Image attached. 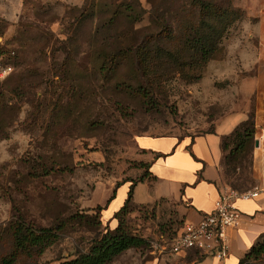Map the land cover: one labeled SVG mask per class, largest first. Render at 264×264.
Returning <instances> with one entry per match:
<instances>
[{
    "label": "rangeland",
    "instance_id": "obj_1",
    "mask_svg": "<svg viewBox=\"0 0 264 264\" xmlns=\"http://www.w3.org/2000/svg\"><path fill=\"white\" fill-rule=\"evenodd\" d=\"M153 1L85 0L75 8L0 0V264H62L89 253L96 234L111 230L98 194L150 176L137 148L143 135L194 138L235 119L223 138L221 186H257L264 0H231L241 19L206 65L168 53L180 45L178 33L171 24L163 35ZM172 11L181 23L179 3ZM127 30L151 35L148 55L123 53ZM153 71L164 76L152 93L142 82L159 79ZM181 215L167 201L134 205L122 229L147 245L112 264H195L192 252L172 253ZM244 264H264V253Z\"/></svg>",
    "mask_w": 264,
    "mask_h": 264
},
{
    "label": "crops",
    "instance_id": "obj_2",
    "mask_svg": "<svg viewBox=\"0 0 264 264\" xmlns=\"http://www.w3.org/2000/svg\"><path fill=\"white\" fill-rule=\"evenodd\" d=\"M63 7L80 8L85 0H41ZM17 17V15H15ZM235 119L223 121L215 131L192 137L143 135L137 140L139 152L149 163L150 177L137 184L134 203L139 207L167 201L179 207L186 222L198 223L212 213L220 195L221 163L225 154L223 138L235 128ZM264 132V126L262 128ZM255 184L260 188L258 199L241 201L238 208L243 218L236 229L229 231L230 254L224 261L205 257L195 264H241L250 251L264 241V136L255 142ZM132 184L101 191L97 204L103 205V218L111 230L119 226L117 213L124 207ZM189 253L177 256L186 257Z\"/></svg>",
    "mask_w": 264,
    "mask_h": 264
},
{
    "label": "trees",
    "instance_id": "obj_3",
    "mask_svg": "<svg viewBox=\"0 0 264 264\" xmlns=\"http://www.w3.org/2000/svg\"><path fill=\"white\" fill-rule=\"evenodd\" d=\"M176 3H179L181 11L184 12L181 23L175 17L176 12L172 11V6ZM151 6L153 7L152 14L165 29H163V35L171 28V24L175 26L178 33L176 39L180 45L178 47L172 46L168 53L178 57L182 53L188 54L190 61L198 58L203 65L215 59L226 35L241 19L240 9L236 8L231 0H156L151 2ZM139 33V31L127 30L119 35V38L125 39L127 43L122 51L128 57H135L136 53L139 54V52L148 55L147 46L150 44L151 35H141L143 37L139 38L137 36L140 35ZM191 63L193 64V62ZM156 74L159 75V79L156 77L153 80L144 78L142 82V87L152 93L161 85V78L164 76L161 72ZM136 186L137 183L132 184L124 207L116 215L119 226L115 230H108L105 234L98 232L89 253L62 264H112L127 251L140 249L147 245L144 239L129 235L122 229L121 217L130 214L135 205L134 189ZM35 240L38 242L40 239ZM192 253L196 255L198 260L203 258L198 252ZM263 253L264 247L259 249L256 246L246 258L252 255L261 256ZM244 261L241 264H244ZM5 264H14V262L6 261Z\"/></svg>",
    "mask_w": 264,
    "mask_h": 264
},
{
    "label": "built area",
    "instance_id": "obj_4",
    "mask_svg": "<svg viewBox=\"0 0 264 264\" xmlns=\"http://www.w3.org/2000/svg\"><path fill=\"white\" fill-rule=\"evenodd\" d=\"M260 194L261 190L258 187L246 192L224 190L212 213L205 215L198 223H185L173 243L172 253L180 255L198 252L205 257L226 260L231 250L229 231L236 229L243 218L238 203L258 199Z\"/></svg>",
    "mask_w": 264,
    "mask_h": 264
}]
</instances>
